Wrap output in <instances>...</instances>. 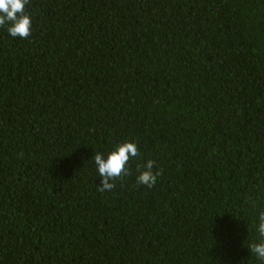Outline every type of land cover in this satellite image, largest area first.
Listing matches in <instances>:
<instances>
[{
  "label": "trees",
  "instance_id": "trees-1",
  "mask_svg": "<svg viewBox=\"0 0 264 264\" xmlns=\"http://www.w3.org/2000/svg\"><path fill=\"white\" fill-rule=\"evenodd\" d=\"M25 11L27 39L0 27V264H264V0ZM124 142L101 192L92 158Z\"/></svg>",
  "mask_w": 264,
  "mask_h": 264
},
{
  "label": "clouds",
  "instance_id": "clouds-1",
  "mask_svg": "<svg viewBox=\"0 0 264 264\" xmlns=\"http://www.w3.org/2000/svg\"><path fill=\"white\" fill-rule=\"evenodd\" d=\"M29 0H0V27L7 26V31L12 37L27 39L31 35L32 21L30 15L25 11ZM139 149L133 142H124L110 151L105 158L103 153L96 152L92 160L97 166L98 174L102 178L98 190L111 191L116 185L115 180L130 175L127 165L130 158L137 157ZM155 162L149 159L145 164L137 165V183L151 188L155 185L157 177L162 174V169L153 171ZM257 232L259 242L248 245L251 253L258 260L264 261V210L258 214Z\"/></svg>",
  "mask_w": 264,
  "mask_h": 264
}]
</instances>
